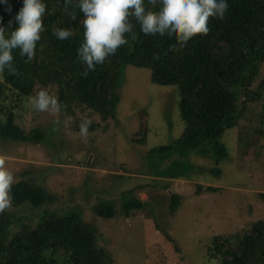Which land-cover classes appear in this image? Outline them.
<instances>
[{"label":"rangeland","instance_id":"374dc122","mask_svg":"<svg viewBox=\"0 0 264 264\" xmlns=\"http://www.w3.org/2000/svg\"><path fill=\"white\" fill-rule=\"evenodd\" d=\"M122 73L115 115L105 121L83 107L63 115L18 102L19 126L26 132L40 129L45 141H0V154L6 155L15 183H33L56 199L35 210L11 204L3 210L10 214V232L17 230L18 219L33 226L43 210L73 212L95 228L97 244L110 254L111 264H215L206 256L214 237L242 233L264 219L259 197L264 194V63L248 88L255 100L220 140L227 156L219 164L204 151L148 155L180 136L178 95L174 86L151 84L147 69L125 66ZM86 120L87 134L81 135ZM215 169L218 176L211 173ZM173 195L180 200L171 213ZM130 197L145 206L128 217L101 218L91 210L101 200L119 210Z\"/></svg>","mask_w":264,"mask_h":264},{"label":"trees","instance_id":"16d2710c","mask_svg":"<svg viewBox=\"0 0 264 264\" xmlns=\"http://www.w3.org/2000/svg\"><path fill=\"white\" fill-rule=\"evenodd\" d=\"M44 2L45 30L37 41L35 55L28 60L19 54V49H14L16 73L10 74L7 69L0 72V141L33 144L45 141L40 129L26 132L17 123L18 102L28 101L37 89L52 88L60 105L57 111L63 115L71 114L74 107H83L102 121L113 118L123 67L134 66L148 70L151 84L175 87L178 114L183 123L176 140L150 149L148 155L204 151L215 164L224 161L227 151L220 141L222 136L237 126L247 104L255 100L248 88L264 63V0H227L229 7L224 19L210 18L209 32L197 35L183 46L175 37L171 40L145 37L137 19L130 17L133 33L125 34L128 43L103 64L96 65L87 76L83 75L86 65L77 57L83 41V14L74 3ZM144 2L147 9L158 11L152 0ZM9 5L10 13L6 11ZM21 7V0L0 4L6 32L17 27L14 16ZM9 21H12L10 27ZM65 27H70L73 35L58 40L52 29ZM132 34L135 40L131 39ZM170 47L177 51L166 54ZM211 173L218 176L217 169ZM200 189L197 188V193ZM11 192L14 208L25 204L34 210L41 209L56 199L27 181L14 183ZM259 197L264 200V194ZM179 200L177 195L172 196L171 213ZM144 206L143 201L130 197L122 200L119 210L113 202L105 200L98 201L91 210L101 218H113L120 213L128 217L131 211L142 210ZM43 211L33 226L18 219L17 230L13 232L9 229L10 214L0 213V264H111L110 254L97 244L95 228L83 222L79 214ZM165 237L172 242L168 235ZM206 251L207 258L215 260V264H264V219L253 222L242 233L214 237Z\"/></svg>","mask_w":264,"mask_h":264},{"label":"clouds","instance_id":"9594fccd","mask_svg":"<svg viewBox=\"0 0 264 264\" xmlns=\"http://www.w3.org/2000/svg\"><path fill=\"white\" fill-rule=\"evenodd\" d=\"M73 4L83 14V41L77 49L78 60L86 65L83 75L95 70L96 65L115 55L116 50L128 43V36L133 33L130 17H135L140 25V32L149 38L176 41L186 45L197 35L209 32V19H224L228 10L227 0H152L158 11L145 7L144 0H64ZM22 7L14 16L17 27L10 33L2 23L0 16V72L5 69L10 74L16 73L13 65L14 49H19L21 56L31 60L35 55L37 41L45 30L43 19L46 12L44 0H21ZM0 4H9V0H0ZM11 12V6L6 9ZM75 18L74 13H70ZM12 21H9V27ZM52 34L58 40H65L73 35L70 27L53 28ZM135 40V34L131 35ZM175 47L166 50V54L176 52ZM28 103L37 111L58 110V99L41 89L35 96L29 97ZM89 122L80 127V134L86 135ZM6 155L0 154V211L11 206L12 185L15 183L13 172L6 166Z\"/></svg>","mask_w":264,"mask_h":264}]
</instances>
